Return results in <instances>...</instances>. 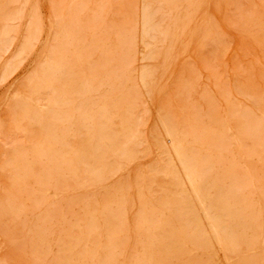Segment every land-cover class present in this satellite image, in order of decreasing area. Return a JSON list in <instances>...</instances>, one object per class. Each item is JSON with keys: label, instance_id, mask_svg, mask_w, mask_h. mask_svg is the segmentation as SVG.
<instances>
[{"label": "rangeland", "instance_id": "rangeland-1", "mask_svg": "<svg viewBox=\"0 0 264 264\" xmlns=\"http://www.w3.org/2000/svg\"><path fill=\"white\" fill-rule=\"evenodd\" d=\"M0 264H264V0H0Z\"/></svg>", "mask_w": 264, "mask_h": 264}, {"label": "bare ground", "instance_id": "bare-ground-1", "mask_svg": "<svg viewBox=\"0 0 264 264\" xmlns=\"http://www.w3.org/2000/svg\"><path fill=\"white\" fill-rule=\"evenodd\" d=\"M54 65H55V63H54ZM54 65H53V66H54ZM35 78H36V77H35ZM32 81H33V80H32ZM42 86L44 87V86H46V85H42ZM49 86H50V85H49ZM40 88H41V87H40ZM34 89H35V88H34ZM41 89H42V88H41ZM51 89H52V88H51ZM52 90H54V89H52ZM52 90H51V91H52ZM51 93H52V92H51ZM53 94H54V93H53ZM29 101H30V100H29ZM35 104H37V103H35ZM31 107H32V106H31ZM41 109H42V108H41ZM108 137H109V136H108ZM105 140H106V139H105ZM97 146H98V145H97ZM102 146H103V145H102ZM102 146H101V147H102ZM39 151H40V150H39ZM66 157H67V156H66ZM82 157H83V156H82ZM79 158H80V157H79ZM64 159H65V158H64ZM80 160H81V159H80ZM82 160H84V159H82ZM169 165H170V164H169ZM173 165H174V164H173ZM175 166H176V165H175ZM173 168H174V166H173ZM174 170H176V169H174ZM173 172H174V171H173ZM172 175H173V177H174V174H172ZM175 175H176V174H175ZM177 175H178V174H177ZM177 175H176V176H177ZM186 179H187V184H188L189 187H190V189H189V190L191 191L190 193L192 194V191L194 192L195 189L192 187L193 184L191 185V183H190V178H189V176H186ZM174 180H175V177H174ZM176 180L178 181L177 178H176ZM177 184H178V183H177ZM183 184L185 185L184 182H183ZM180 186H181V185H180ZM181 187H182V186H181ZM185 187H186V185H185ZM186 188H187V187H186ZM187 189H188V188H187ZM187 189H186V190H187ZM180 190H181V189H180ZM183 190H184V188H183ZM183 190H182V191H183ZM195 193H196V192H195ZM181 194H182V193L180 192V195H181ZM187 194H188V193H187ZM191 194H190V195H191ZM211 194H212V193H211ZM180 195H179V196H180ZM183 198H185V197L183 196ZM187 198H189V197H187ZM186 200H187V199H186ZM217 201H218V200H217ZM209 206H210V205H209ZM222 207L224 208V206H222ZM225 210H226V209H225ZM205 217H206V215H205ZM206 219H208V216L206 217ZM196 226H197V225H196ZM214 230H215V229L213 228V231H214Z\"/></svg>", "mask_w": 264, "mask_h": 264}]
</instances>
